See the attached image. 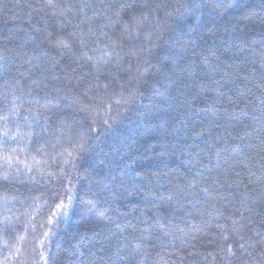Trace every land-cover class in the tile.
<instances>
[{"label": "trees", "instance_id": "trees-1", "mask_svg": "<svg viewBox=\"0 0 264 264\" xmlns=\"http://www.w3.org/2000/svg\"><path fill=\"white\" fill-rule=\"evenodd\" d=\"M262 64L264 0H0V264H261Z\"/></svg>", "mask_w": 264, "mask_h": 264}, {"label": "snow or ice", "instance_id": "snow-or-ice-1", "mask_svg": "<svg viewBox=\"0 0 264 264\" xmlns=\"http://www.w3.org/2000/svg\"><path fill=\"white\" fill-rule=\"evenodd\" d=\"M262 67H264V64H262ZM4 119H7V117L5 116ZM6 134L7 133H5V135ZM234 223H239V222L238 221H234ZM262 223H264V221H262ZM257 235L260 236L261 238L258 241H256L254 244L250 245V247L255 248V247L259 246L261 253H264V234L257 233ZM224 239H228V237L225 236ZM239 239L240 240H244L245 238L243 236H240ZM239 248L244 249L245 245L244 244H240ZM139 252H140V247H139V245H137L135 249L131 250L130 256L129 257H124V258L125 259H129V258L134 259L135 258V254L139 253ZM117 255H118V253H117ZM247 255L248 256H252L253 252H247ZM226 256H236V252L233 250V248L231 246H228L226 248ZM245 264H246V262H245ZM261 264H264V256H262V258H261Z\"/></svg>", "mask_w": 264, "mask_h": 264}]
</instances>
